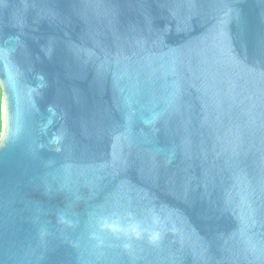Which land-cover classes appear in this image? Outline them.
I'll return each mask as SVG.
<instances>
[{"label":"water","instance_id":"95a60500","mask_svg":"<svg viewBox=\"0 0 264 264\" xmlns=\"http://www.w3.org/2000/svg\"><path fill=\"white\" fill-rule=\"evenodd\" d=\"M0 264H264V0H0Z\"/></svg>","mask_w":264,"mask_h":264},{"label":"trees","instance_id":"16d2710c","mask_svg":"<svg viewBox=\"0 0 264 264\" xmlns=\"http://www.w3.org/2000/svg\"><path fill=\"white\" fill-rule=\"evenodd\" d=\"M2 103H3V92H2V87L0 84V137H1L2 128H3Z\"/></svg>","mask_w":264,"mask_h":264}]
</instances>
